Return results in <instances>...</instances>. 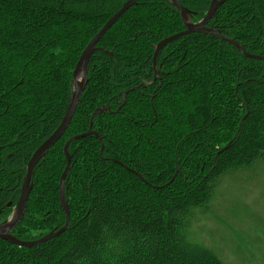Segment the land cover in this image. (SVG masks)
I'll return each mask as SVG.
<instances>
[{
  "label": "trees",
  "instance_id": "1",
  "mask_svg": "<svg viewBox=\"0 0 264 264\" xmlns=\"http://www.w3.org/2000/svg\"><path fill=\"white\" fill-rule=\"evenodd\" d=\"M126 1L0 0V225L66 114L82 51ZM177 1L198 23L212 0ZM209 26L264 56V0H227ZM183 30L170 0H139L101 38L75 115L36 165L11 234L32 241L66 224L64 146L92 124L97 136L68 147L70 227L31 248L0 238V264H226L189 240L188 223L222 176L264 161V61L190 34L159 52L155 70L156 45Z\"/></svg>",
  "mask_w": 264,
  "mask_h": 264
},
{
  "label": "rangeland",
  "instance_id": "2",
  "mask_svg": "<svg viewBox=\"0 0 264 264\" xmlns=\"http://www.w3.org/2000/svg\"><path fill=\"white\" fill-rule=\"evenodd\" d=\"M187 236L226 264H264V161L222 176Z\"/></svg>",
  "mask_w": 264,
  "mask_h": 264
},
{
  "label": "water",
  "instance_id": "3",
  "mask_svg": "<svg viewBox=\"0 0 264 264\" xmlns=\"http://www.w3.org/2000/svg\"><path fill=\"white\" fill-rule=\"evenodd\" d=\"M138 1L139 0H127L122 5V7L102 26V28L97 32V34L91 39V41L82 51L80 58L73 72V80H72L73 90L71 92L70 101H69L66 114L61 124L56 129V131L38 148V150L33 154L32 158L30 159L27 165L26 174H25L23 184L21 187V193H20L17 205L14 209V212L6 223L0 225V238L9 242L10 244L16 245L19 247L31 248L34 246H38L42 243H45L53 238H56L62 235L63 233H65L69 229L70 222H71L70 209L64 198V184L66 182L67 176L70 171V166H71V158L68 153V147L70 143L73 141H77V140H80L82 138H85L91 135L97 136V134L92 130V124H90V128L86 133L78 134L76 136L71 137L64 146V154L66 156L67 164L60 178L59 198H60L61 206L66 214V224L62 228L55 230V231H51L43 235L41 238L32 240V241L20 240L11 234V232L21 222V220L23 219L25 215L28 199H29L30 192L32 189L31 180H32V176H33L36 165L40 162V160H42L47 155L50 148L54 146L61 139V137L64 135V133L68 129L75 115L80 99L82 97V94L88 82L89 62H90L92 55L97 51L96 46L98 42L107 33V31H109L111 27L121 18V16L125 12H127L131 7L136 5ZM170 1L172 4L176 6V8L179 11V14H180L183 26H184V30L176 34H173L169 37L164 38L159 44L156 45L154 56H153V63H154L155 70L157 66V57H158L159 52L164 47H166L168 44L174 41H177L183 36L190 35V34H204V35H209L215 38H219L225 42L230 43L232 46L236 47V49H238L246 58L264 61V56L255 55V54H251L247 52L239 42H237L236 40L228 36H225L217 28L213 26H209L212 19L216 17L219 7L222 4H224L227 0H212L207 14L198 23H193L190 21L188 10L184 8L177 0H170ZM79 75H80V79L78 80L77 78ZM156 78H157V74L155 75V79ZM105 109H107V107ZM105 109L96 110L94 112V115L103 112ZM229 146L230 144H228V146L225 149H227ZM222 151L223 150H221L220 153Z\"/></svg>",
  "mask_w": 264,
  "mask_h": 264
},
{
  "label": "bare ground",
  "instance_id": "4",
  "mask_svg": "<svg viewBox=\"0 0 264 264\" xmlns=\"http://www.w3.org/2000/svg\"><path fill=\"white\" fill-rule=\"evenodd\" d=\"M78 80L80 79V75L78 76V78H77Z\"/></svg>",
  "mask_w": 264,
  "mask_h": 264
}]
</instances>
